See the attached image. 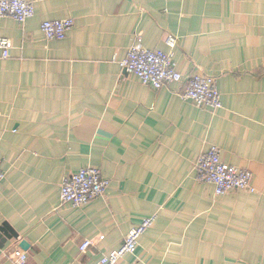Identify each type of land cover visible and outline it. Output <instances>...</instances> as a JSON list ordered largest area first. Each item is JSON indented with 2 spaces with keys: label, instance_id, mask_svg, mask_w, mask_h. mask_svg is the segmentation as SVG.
<instances>
[{
  "label": "crops",
  "instance_id": "0c3cea01",
  "mask_svg": "<svg viewBox=\"0 0 264 264\" xmlns=\"http://www.w3.org/2000/svg\"><path fill=\"white\" fill-rule=\"evenodd\" d=\"M31 1L26 22L0 17L13 44L0 50V264L17 249L29 264H99L152 216L120 264H264V0ZM54 19L74 20L64 39L43 33ZM136 42L172 53L185 78L216 77L223 107L125 72ZM212 146L255 192L216 196L198 180ZM88 165L106 193L64 204L63 179Z\"/></svg>",
  "mask_w": 264,
  "mask_h": 264
},
{
  "label": "built area",
  "instance_id": "2783aa9c",
  "mask_svg": "<svg viewBox=\"0 0 264 264\" xmlns=\"http://www.w3.org/2000/svg\"><path fill=\"white\" fill-rule=\"evenodd\" d=\"M34 14L35 7L31 0H0V17H11L24 23ZM74 25L73 19H54L44 21L41 24V29L47 39L57 40L64 39ZM171 45L174 46V42ZM12 47L13 44L9 38L0 37V50L4 58L10 56ZM121 67L125 72L137 76L142 83L155 90L167 84L185 81L183 98L191 100L201 107L211 109L223 107L217 78L200 73L185 78L177 69V63L170 52L152 50L140 42H136L129 49L127 57L121 62ZM195 170L199 181L214 186L216 196H223L231 190L256 191L253 185V174L244 168L225 163L222 160V151L218 146H212L199 156ZM4 178L5 172L1 169L0 159V183ZM110 182V179L103 175L100 168L90 165L83 166L78 172L63 179L60 189L61 201L75 207L82 206L103 196ZM154 222L155 217L152 216L133 227L128 232L122 246L103 254L99 264H120V260L124 256L135 254L141 236L153 226ZM91 245L92 241L87 240L81 246V250H86ZM14 256L17 264H29L28 254L23 249H17Z\"/></svg>",
  "mask_w": 264,
  "mask_h": 264
},
{
  "label": "water",
  "instance_id": "95a60500",
  "mask_svg": "<svg viewBox=\"0 0 264 264\" xmlns=\"http://www.w3.org/2000/svg\"><path fill=\"white\" fill-rule=\"evenodd\" d=\"M21 246H22V248H24L25 250L28 249V248H27V243H26L25 241L22 242Z\"/></svg>",
  "mask_w": 264,
  "mask_h": 264
}]
</instances>
